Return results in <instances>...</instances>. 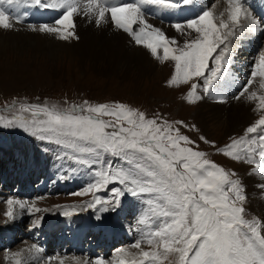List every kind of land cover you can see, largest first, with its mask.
Instances as JSON below:
<instances>
[{
	"label": "snow or ice",
	"instance_id": "obj_1",
	"mask_svg": "<svg viewBox=\"0 0 264 264\" xmlns=\"http://www.w3.org/2000/svg\"><path fill=\"white\" fill-rule=\"evenodd\" d=\"M226 2L227 8L217 15L216 4L209 7L204 0H0V29H15L28 16L27 12L13 15L5 4L16 6L17 11L21 4L57 11L52 22L29 27L63 41L79 39L76 17L92 18L97 26L110 23L161 63L174 64L167 84L187 86L186 102L214 94L224 102L221 85L239 81L231 71L233 39L238 33L241 38L264 33V24L245 6L247 0ZM152 16L175 17L170 27L178 36H169L150 23ZM233 99L254 102L259 118L242 135L230 137L223 148L204 136L199 139L232 161L252 166L250 174L264 181V48L253 58L252 69ZM19 111L28 115L0 116V130L9 134L21 130L40 141L45 145L42 151L51 153L60 168V162L71 157L88 170L90 179L72 195L90 199L63 210L64 217L93 210L96 221H102L105 213L121 210L129 196L141 203L135 225H129L138 236L129 247L117 250L113 264H171L170 257H175L176 264H264V222L247 218L248 196L242 179L198 150L196 141L181 131L189 127L184 121L149 118L123 102L84 100L68 107L28 103L21 104ZM257 187L264 191V182ZM6 204L9 221L16 219L17 208L32 216L47 211L15 197ZM42 221V216H36L32 227L39 228ZM33 251L41 249L33 243L27 249L6 252L5 259L25 264L23 253ZM66 259L53 255L45 264H65ZM71 260L73 264H106L103 257L73 256Z\"/></svg>",
	"mask_w": 264,
	"mask_h": 264
},
{
	"label": "rangeland",
	"instance_id": "obj_2",
	"mask_svg": "<svg viewBox=\"0 0 264 264\" xmlns=\"http://www.w3.org/2000/svg\"><path fill=\"white\" fill-rule=\"evenodd\" d=\"M216 1L217 0H211V3H209L208 6L210 7ZM3 6L12 12L13 15L19 14L20 12L28 13V16L25 17V23L16 25V30H18V27H29L30 24H36L38 26V24L42 22H52L59 15V13L55 10L38 9L27 4L19 5V11H17V7L15 6V8L6 4ZM80 17L84 18L83 16ZM152 18L153 17L149 18V22L162 28L167 35L173 36L170 24H166ZM107 24L113 28L110 23ZM116 32L113 35H116L120 39L123 47L121 51L125 53L131 51L140 52L138 54V58L140 59L139 61L148 66L147 68L150 69L149 71H138L133 69L125 72L122 68L112 70V65L109 64L111 66V70L107 72V66L102 65L99 62L94 63L88 59L83 60L82 57L79 56V53H76L77 48L80 47V45L77 44L71 50H60L57 57L55 55V57H50L51 55L46 54L35 55V53L40 54L41 52H35L32 44L24 42L21 43L20 51H16L14 48L12 49L8 47L5 49L0 48V116L5 118H12L14 115L27 116L28 114L21 113L19 108L21 104L28 103L57 104L61 107H68L72 104H82L84 100L93 104L123 102L133 108H138L145 112L149 118L161 116L169 122L184 121V123L189 127L181 128V131L183 134L188 135L192 140L196 141L198 150L205 151L211 160L226 169L235 170L242 179V182H244L245 178L241 175L242 168L243 166L248 168L250 166L242 162L232 161L230 158L218 153L216 149L211 147L209 144H205L199 139V137L204 136L207 140L215 142L216 147L223 148L224 145L230 143V137H238L242 135L246 127L254 122V120L258 119L261 113L252 110L250 120H253L251 122L237 131L231 133L226 132L224 127L222 128L221 125H214L216 122H213L216 120H214V116L212 115L219 114V112L227 107L228 104L219 106L218 112L215 113V109L220 104L218 99L211 100L207 98L208 96L205 98L202 95V98L196 103L190 104L186 102L184 97L189 90L187 86L170 87L167 84V80L174 72V64L172 62L161 63L150 54L149 50L143 48L142 46L140 48V46H136L133 42H130V38L127 34H124L121 31ZM91 33H83L84 36H82V39L84 42L92 44L90 40ZM51 35L53 37L55 36L53 34ZM117 37L114 38L119 41ZM75 40L77 39L71 38L69 41L74 42ZM112 40L113 38L110 42ZM234 40H236V38H234L233 41ZM54 41L58 44L61 43V40L57 36H55ZM260 44L262 45V48H264V37L262 38V42ZM262 48H259V50ZM84 56H86V54ZM246 56L247 54H242L241 60L245 59ZM233 76H235L234 73ZM198 92L202 94V89H198ZM198 102L199 109L195 112V107ZM200 112H207L205 116L209 121L208 126H202V124H200ZM105 119L108 118L105 117ZM222 119L225 120V118ZM193 125L195 126V129H198V131L191 127ZM43 147H45L44 144L26 134H23L21 130H15L11 134H9L7 130H0V152L10 154L9 159H4V156H0V230L10 228L9 234L22 236L20 239L16 241L10 240L6 245L0 247V263H2V258L5 262L4 264H12V261L5 259V253L18 252V250L24 248L25 245L30 243L28 242L30 241V238L37 235V230H34L32 227V220L35 219L36 216H42L44 222H49V220L44 219L49 218L52 223L54 222L56 224V226L61 225L66 219H68V223L70 221L71 222L69 224L67 223V226L74 224V226L77 227L79 214L71 218H66L61 213L63 210L69 209L73 205H79L83 201L90 199V196L72 195V192L74 193L81 190L86 181L90 179L87 168L76 165L72 161L71 157H69L67 160H62L60 162L63 164V168H61L62 172L58 171L54 163H52L53 155L48 153L46 157V153L42 151ZM47 147L52 149L53 152L55 151L53 145L48 144ZM28 148H30L29 154L25 153ZM39 155H41L42 163ZM34 161L37 162H35L33 166L32 164ZM37 163L40 167L37 166ZM31 165L33 175L30 169ZM42 165L45 166L47 175L46 178H44L45 170L41 167ZM57 165L60 166V164ZM48 166L53 168V172H51L52 174L48 173V169H50ZM20 167H23V170L20 169ZM63 173H65L64 175L68 177L65 180L60 179V176H63ZM75 173L78 175H76L73 179H70ZM37 177H39V179L44 178L43 180L47 183L49 182L48 185L50 188L55 187L56 189H51L49 191L48 187L46 190L48 192L31 191L28 193L27 197L18 191L21 185H23L22 178L24 181L27 178L33 179L32 184L35 186L37 181H39ZM74 185L77 186L72 188ZM38 187L40 186L38 185ZM57 188L68 190H57ZM9 197L27 200L29 203L35 202L37 207L47 209V211L36 213L35 216H32L26 212L22 213L21 210L17 208L16 219L18 220L9 221L5 216V212L7 211L6 200ZM39 197H42V199H37ZM134 200L136 199L134 198ZM134 200L129 198L125 199L124 210L127 208L138 210V208H140V212L141 205L137 204ZM137 205L138 208L136 207ZM57 206L60 207L58 208ZM245 207L247 211V218L251 219L253 217H257L264 222L262 214L257 211H251L252 209L248 206L247 202ZM48 211V216H46ZM139 212L137 214L134 213L135 217L124 213L120 214L117 218H115V213H105L102 221H96V213L93 210L84 211L85 217H87L85 222L88 226L91 225L93 219L95 223H98V227H107L108 229L115 231L119 228L121 231L132 235L131 239H125V241H121L119 244L108 250L109 247H106V244L103 245L104 241L100 239L101 234L98 233V230L101 229H97L96 227L90 228L86 232V237L82 239V246L91 247L94 245L96 251H101L103 246V248H106L105 253L109 255L104 257V259H106L105 261L109 262L106 264L113 263L116 259L117 249L119 250V248L129 247L137 237L136 233L133 231L131 233L129 225H133V222L135 225ZM130 213H132V211H130ZM115 219L122 222L118 223V228L115 226V223H117L118 220L116 221ZM123 222L126 224L125 226ZM14 223L20 224V231L15 229L13 231L11 230ZM28 227H31L33 230L29 229V232H27L26 229ZM103 231L104 230L102 229L100 233H103ZM69 232V229L65 231L66 234H69ZM53 233L54 232H51V237H53ZM1 238L3 240L7 239L6 236ZM37 242L41 248V241L37 239ZM71 244L72 243L69 242L64 246H55L53 247V251H50L49 254L60 255L62 258L67 256L68 258L76 256L82 257L83 259H93L99 255L97 254L93 257H85L87 255L86 251L83 253L79 252L77 255H71L69 253H67L68 255H64V249L71 248ZM98 245H101V247H98ZM42 256H44L43 247ZM169 260L171 261V264H176L175 257H170ZM44 261L38 264H45ZM165 264H169V262L166 261Z\"/></svg>",
	"mask_w": 264,
	"mask_h": 264
},
{
	"label": "bare ground",
	"instance_id": "obj_3",
	"mask_svg": "<svg viewBox=\"0 0 264 264\" xmlns=\"http://www.w3.org/2000/svg\"><path fill=\"white\" fill-rule=\"evenodd\" d=\"M204 2L208 3L209 0H204ZM261 2L264 5V0H261ZM215 4H216L215 13L217 15H219L221 12H224V10L227 8L226 0H217L215 2ZM263 5H261V7H260V2L257 0H247V3L245 6L249 8V11L252 12L253 16H255V15L257 16V15H260V13H261L259 10V7L261 10H263ZM11 9H13V8H11ZM152 17L154 19H157V20L164 22L166 24H170V22L175 19V17H172V16H159V17L152 16ZM226 17H227V13H225L224 18H226ZM257 19H259L262 22V24H264V14L262 15V19H260L259 17ZM75 23H76L75 32H76L77 36L79 37V39L75 40L74 42H70L69 40L68 41L61 40V43H59V44L54 41L55 36L53 37L51 34L40 33L39 31H32L30 29V27H18V30H16V29H9V30L0 29V48L5 49L6 47H8V48H12V49L14 48L16 51H20L21 50V43L24 42V43L32 44L35 52H41L40 54H36L33 51L35 53V55L46 54V55H51L50 57H55V56L57 57L60 50H62V49L71 50L77 44V45H80V47L77 48L76 53H79V56H81L83 60L88 59L94 63L99 62L102 65L107 66V72H109L111 70V66L109 64L112 65V70H116V68H122L125 70V72L133 70V69L138 70V71H146V70L149 71L150 70L147 68L148 66H146L141 61H139L140 59L138 58V56H139L138 54L140 52L131 51V52L125 53V52L121 51L123 49V47L121 45L120 39L116 35H113L117 30H114L113 28H111L107 23L102 24L101 26H97L91 18H85V17L84 18L76 17ZM15 28H16V26H15ZM84 32H85V34L88 32L89 33L92 32L90 34L91 35L90 40H91L92 44L86 43L83 41L82 36H84L83 35ZM171 32H172L173 36H178V34L172 28H171ZM114 37H117L119 39V41L117 39H115ZM263 37H264V33L257 34L255 36H253V38H255L253 40L254 45H253V48L248 49L249 53L255 51V46H257L259 43L262 42ZM112 38H113V40L110 42V40ZM238 39H242L240 34H238V37L236 38V40H238ZM236 40H234L233 42L235 43ZM88 42H89V40H88ZM140 48H141V46H140ZM240 49L241 48L236 47L233 52H238ZM140 51H142V50H140ZM85 54H86V56H84ZM252 56L253 55H250L249 57H247L242 63H239L237 65L235 63L233 64L234 67H232L231 71H232V73L235 74L234 77H239V81L237 84L232 85V86H226L223 84L221 85V88H222L221 95L223 96L224 102H220V104L217 106V108L215 109L214 112L217 113L218 108L221 105H227L228 104V106L225 107L222 111H220L219 114L212 115V116H214V120H216L213 122V123L216 122L214 125H216V124L221 125L222 128L224 127L225 131L229 132V133L237 131L239 129H242L245 125H247L249 122H251L253 120V119L250 120V116L252 114L251 111L254 108V102H249L247 100L233 99V96L238 91L239 85L245 81V79L247 78L248 74L250 73V71L252 69V66H253V57ZM117 71H118V69H117ZM203 96L206 98L208 95H203ZM207 98L211 99V100H214V99L219 100V97L215 94L212 97L208 96ZM198 109H199V102L195 107V112ZM207 112H200L199 113V118L201 121L200 124H202V126H205V125L208 126L209 121L206 119V116H205V114H207ZM195 115H196V113H195ZM222 118H225V120H223ZM29 149L30 148H28V150L25 153L29 154ZM9 155L10 154H4V152H0V156H4V158H9ZM48 168H50V167L48 166ZM251 168H252V166H250L249 168L246 166H243L242 173H241V175H243L245 178L243 183L246 187V193L248 196L247 203H248V206L252 209L251 211H257V212L261 213L263 218H264V191H262L259 187H257L258 184H260L261 182H264V181H261L259 176L250 174ZM52 170H53L52 167L50 169H48V171H49L48 173L53 172ZM23 183L25 185L21 186L18 191L21 194H23L25 197L31 191L39 190L42 192H46L48 187H49V191L51 189L52 190L56 189L55 187L50 188V186L48 185L49 182L47 183L45 180H42L41 182L37 183V185L34 187L32 184L33 183L32 179L27 178V179H25V182H23ZM38 185L40 187H38ZM137 204H139V203H137ZM139 205H141V204H139ZM136 207L138 208V205ZM139 209L140 208H138V210H135L132 208H127L126 210L132 211V213L137 214L139 212ZM48 213H49V211L47 212L46 216H48ZM137 217H138V215H137ZM84 218H87V217H81L79 219L84 220ZM44 219L46 220V218H44ZM119 222L120 221L118 220L116 225H119L118 224ZM90 223H91V221H90ZM120 223H122V222H120ZM66 224H67V222H64L62 225H66ZM123 224H124V226L126 225L124 222H123ZM52 225H51V221H49V222L43 221L41 226L39 228H37L38 231H42V232H43V230L45 231V235L41 239V242L43 245L42 247L45 250L46 254H49L50 250L52 249L51 246H49L51 244L50 240L52 238L51 237V231L52 232H60L62 230L59 226H55V224H52ZM87 231L88 230H86V224H84V222H82L81 226L74 232V234H72V237L70 239V242L72 243L70 246L71 248L64 249V251H63L64 255H66L67 253H69L71 255H75V254L77 255V253H79V252H85L86 251L87 257H91L92 255L95 256L99 253L98 251L95 250L96 248L94 245H92L91 247H83L82 246V239H84L86 237ZM106 232L109 233V231H107V230H106ZM124 234L126 236L132 235V234H128L126 232H124ZM64 239H65L64 236H59L58 239L56 241H54V243L55 242L60 243ZM100 239L103 240L105 243H107L106 246H108L110 244L109 247H111V245L113 247L114 243H120L121 241H124V238H122V239L120 238V234H116L113 237V235H110V233L108 235H105V233H104ZM31 245H32L31 243H28V245H25V247L22 249L29 248ZM98 247H101V245H98ZM22 249H20L18 251H21ZM132 251H135V249H133ZM104 255L106 256L107 253H104ZM80 258H82V257H80ZM1 262L3 264L5 263L2 258H1ZM105 262L109 263L108 261H105ZM2 263H0V264H2ZM52 264H57V262L53 261ZM65 264H73L71 258L66 259ZM110 264H113V263H110Z\"/></svg>",
	"mask_w": 264,
	"mask_h": 264
}]
</instances>
